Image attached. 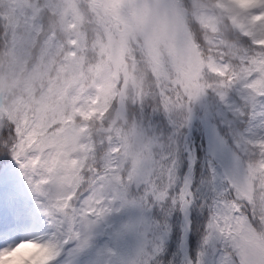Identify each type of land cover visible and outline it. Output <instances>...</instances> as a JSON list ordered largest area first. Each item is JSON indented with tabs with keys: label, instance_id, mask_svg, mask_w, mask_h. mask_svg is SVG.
Listing matches in <instances>:
<instances>
[{
	"label": "rangeland",
	"instance_id": "obj_1",
	"mask_svg": "<svg viewBox=\"0 0 264 264\" xmlns=\"http://www.w3.org/2000/svg\"><path fill=\"white\" fill-rule=\"evenodd\" d=\"M91 1L39 0L40 20L33 23L13 17L4 21L0 84L6 89L7 105L0 119L24 125L56 121L63 130L61 150L68 171H84V191L102 190L103 214L85 215L87 209L80 200L74 206L75 215L62 214L59 223L46 225L57 246L53 264H182L178 191L186 171L183 145L193 99L166 105L160 90L174 86L183 69L182 59L168 57L177 40L170 37L168 27L176 36L175 26L165 21L157 25L166 35L156 46L161 69L146 39L137 32L130 36L118 70L111 51L97 41L96 29L105 35L117 33L113 8L107 7L106 13L114 17L106 18L93 9ZM258 1L216 0L211 6L204 0H176L195 43L191 17L202 21L198 24L209 32L200 31L207 49L198 44L196 50L200 57L196 89H201L202 101L196 104L195 112L201 117L193 127L197 167L192 177L196 190H192L198 219L190 241L194 264H230L232 242L211 231L210 224L217 207L230 199L233 185L246 181L249 164L259 158L254 145L264 140V97L249 89L247 80L225 87L216 63L239 69L243 56L253 50L250 39L239 31L245 18L258 10ZM10 4L11 0H0V12ZM168 11L169 17L170 12L176 15L174 9ZM218 16L229 23L242 45L226 42ZM122 27L120 23L119 30ZM125 73L129 77L126 100L132 97L141 103L150 95L153 100L147 113L154 117L134 115L125 101L122 118L112 125L111 115L119 105L116 85ZM162 80L170 81L169 86H162ZM88 81L93 95L86 93ZM135 105L140 108L136 113L145 108L143 103ZM110 168L119 171L101 183L102 177L111 175Z\"/></svg>",
	"mask_w": 264,
	"mask_h": 264
},
{
	"label": "snow or ice",
	"instance_id": "obj_2",
	"mask_svg": "<svg viewBox=\"0 0 264 264\" xmlns=\"http://www.w3.org/2000/svg\"><path fill=\"white\" fill-rule=\"evenodd\" d=\"M264 2V0H262ZM129 7L136 0H124ZM22 17L33 23L40 20L39 0H11L7 11L0 12V21ZM264 8L254 10L245 18L240 33L250 39L253 50L241 59V67L225 69L223 61L217 66L223 73L224 86L236 80H247V87L264 97ZM199 23L202 21L198 20ZM42 26V24H41ZM119 29V22L116 24ZM195 42L188 36L173 42L169 60L182 59L183 69L177 73V82L170 88H160L166 105H180L191 100L197 88L193 71ZM215 74V73H214ZM63 130L56 121L42 119L21 124L0 119V255L6 258L30 257L26 246L13 247L18 240L29 236H43L49 240L45 257L53 264L57 257L55 235L46 230L49 223H59L62 214L75 215L74 206L80 200L87 209L85 215L103 214L106 209L100 193L86 187L82 169L69 172L65 153L61 150ZM259 158L249 164L246 181L233 185L230 199L217 207L210 230L227 237L233 245L230 264H264V140L257 142ZM115 163H118L116 161ZM111 179L119 171L108 169ZM58 185V187H57ZM79 198V200H78Z\"/></svg>",
	"mask_w": 264,
	"mask_h": 264
},
{
	"label": "bare ground",
	"instance_id": "obj_3",
	"mask_svg": "<svg viewBox=\"0 0 264 264\" xmlns=\"http://www.w3.org/2000/svg\"><path fill=\"white\" fill-rule=\"evenodd\" d=\"M237 1V0H236ZM242 1V0H241ZM248 1V0H244ZM259 2V8H264V2L261 0ZM159 4L162 5V14L159 17L158 23L167 22L168 24L171 22L174 24L176 29V38L183 37L185 35L188 36V39L193 41L191 35L189 34V30L185 24L183 17L180 14L179 6L176 4L175 0H136L134 6L129 7L127 4L124 3V0H92L91 5L97 11L98 14H104L106 18L109 16L114 15L112 13H106L108 10L107 7H112L113 12L115 14V19L119 24H122V29L117 31L116 34H108L109 43L112 50V59L117 67L120 69V62L123 59V53L126 50V46L130 41V36H134L137 32H141L144 38L147 41V44L152 52L153 58L155 63L158 61V56L156 55L155 45L159 39H163L166 37L165 31L159 29L157 25H153L149 23L145 25L142 29L138 26V19L141 17L150 16L153 11V5ZM175 10V14L173 15L168 10ZM165 21V22H164ZM264 23V21H261ZM169 33H173L172 26L169 25L168 27ZM177 33L179 34L177 36ZM173 35V34H172ZM195 48V46L193 47ZM196 49V48H195ZM125 91H126V84L123 87V90L120 94V106L119 110H117V115L121 116L122 114V102L125 99ZM198 97V95L194 96V100ZM194 104L190 107V122L189 125H193V120L195 119V111H194ZM189 136L191 132L189 131ZM186 148L192 153L193 147L188 142ZM191 166H193V158H191V163L189 167V171H191ZM191 173H188L185 177L184 183L181 186L180 192V201H181V211H182V239H181V250L183 254V263L182 264H193V259L190 255V242H189V227H190V211L192 205L190 203L193 202L192 200V179Z\"/></svg>",
	"mask_w": 264,
	"mask_h": 264
},
{
	"label": "clouds",
	"instance_id": "obj_4",
	"mask_svg": "<svg viewBox=\"0 0 264 264\" xmlns=\"http://www.w3.org/2000/svg\"><path fill=\"white\" fill-rule=\"evenodd\" d=\"M206 5L214 6L216 0H204ZM162 14V5L155 4L153 5V11L150 16L141 17L138 19V26L142 29L145 25L152 23L153 25H158L159 17ZM217 21L212 20V23L215 24ZM23 43V40L19 41ZM170 81L162 80L161 85L168 87ZM58 187V185H57ZM21 245L26 246V248L31 249V252L34 253V256L24 257L18 256L16 258H6L0 255V264H50V261L46 259L48 253L46 249L50 247L49 240L46 237L37 235L29 236L27 238L21 239L19 242H16L13 251L16 248L21 247Z\"/></svg>",
	"mask_w": 264,
	"mask_h": 264
}]
</instances>
